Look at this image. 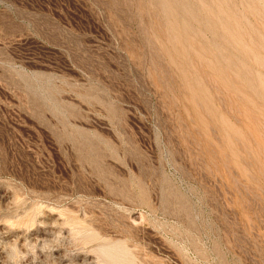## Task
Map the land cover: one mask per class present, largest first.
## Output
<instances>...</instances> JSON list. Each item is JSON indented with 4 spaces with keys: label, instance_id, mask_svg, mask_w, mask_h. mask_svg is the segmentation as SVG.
Returning <instances> with one entry per match:
<instances>
[{
    "label": "rangeland",
    "instance_id": "1",
    "mask_svg": "<svg viewBox=\"0 0 264 264\" xmlns=\"http://www.w3.org/2000/svg\"><path fill=\"white\" fill-rule=\"evenodd\" d=\"M25 240L264 264V0H0V264Z\"/></svg>",
    "mask_w": 264,
    "mask_h": 264
},
{
    "label": "clouds",
    "instance_id": "2",
    "mask_svg": "<svg viewBox=\"0 0 264 264\" xmlns=\"http://www.w3.org/2000/svg\"><path fill=\"white\" fill-rule=\"evenodd\" d=\"M9 227H12L11 222H9ZM7 244L6 252L9 264H22L29 256H31L35 262L37 259V252L43 253L45 250L43 247L37 248L35 244H31L27 240H25L21 246H18L17 242H7Z\"/></svg>",
    "mask_w": 264,
    "mask_h": 264
},
{
    "label": "bare ground",
    "instance_id": "3",
    "mask_svg": "<svg viewBox=\"0 0 264 264\" xmlns=\"http://www.w3.org/2000/svg\"><path fill=\"white\" fill-rule=\"evenodd\" d=\"M175 20H176V18H175ZM185 29H187V28H185ZM177 30V29H176ZM180 51V50H179ZM178 52V51H177Z\"/></svg>",
    "mask_w": 264,
    "mask_h": 264
}]
</instances>
